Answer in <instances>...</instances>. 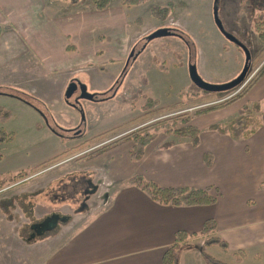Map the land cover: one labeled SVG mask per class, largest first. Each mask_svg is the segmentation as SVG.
Here are the masks:
<instances>
[{"label": "crops", "instance_id": "obj_1", "mask_svg": "<svg viewBox=\"0 0 264 264\" xmlns=\"http://www.w3.org/2000/svg\"><path fill=\"white\" fill-rule=\"evenodd\" d=\"M156 2L158 5L172 3L173 12L167 24L158 26L140 39L135 37L133 23L136 25V22L132 7L127 8L114 0L104 10L94 9L91 3L83 4V0L77 3L72 0H0V25L10 27L0 36V109L9 107L12 113L9 119L19 118L34 123L37 136L61 148L56 153H50V150L39 149L40 145L31 162L16 166L6 164L8 155L2 154L0 178L33 169L65 151L59 131L63 129L60 127V116L67 117L69 125L74 120L79 124L80 112L67 101L65 92L68 85L78 80L81 74L86 75L92 91H107L117 84V79L112 77L117 72L112 75V69H107L108 64L117 62L116 67L120 68L118 84L121 88H127L132 79L130 66L125 63L137 43L148 40L152 33L162 28L195 37L187 29L198 21L192 24V13L176 8L178 2L189 0ZM214 6L215 0L210 10L206 9V13L210 12L212 26L216 24ZM217 6L225 28L232 26L233 17L234 22L240 20L242 27L249 32L250 23L241 3L225 10L219 1ZM163 40L166 43L150 40L147 47L155 50L138 52L136 58L132 59V65L150 61L148 66L154 64L153 71L158 75L160 61H155V54L162 53L165 59L173 60L176 81L179 76L188 75L190 78L186 48L180 54L185 59L180 61L174 58L178 57L177 53L162 51L165 46H170L169 43H184V40L175 34L165 36ZM151 77L145 80L144 88L153 83L154 77ZM157 84H160L159 81ZM3 89L13 94L4 93ZM17 92L31 94L34 102L22 98ZM116 97L100 98L96 102L101 108L100 115H103L102 110L111 108ZM239 100L220 112L208 111L190 118V126L200 131L196 144L189 138L162 133L145 147L140 161L131 159L133 144L125 141L97 157L73 164V172L85 174V181L93 184V190L86 192L87 198L98 196L105 199H100V206L89 212L82 226L75 228L72 222L71 227L62 228L58 236L49 239L57 243L42 264H165L166 253L176 244L179 232L188 237L181 244L183 248L192 242H197L200 247L204 243L202 240L211 235L216 240L207 250L217 248L216 255L224 256L232 261L231 264L261 263L264 258V74L241 98L247 107L245 115L260 118L259 128L248 134L241 130L221 133L213 129L219 126L218 123H226L240 116ZM175 101L158 103V108L174 104ZM254 103L260 105L259 113L253 112ZM39 106L46 111H40ZM106 118L111 121V117ZM9 119L4 124L0 123V128L6 133H10ZM91 120L95 125L96 117L91 115ZM127 121L98 130L95 134L79 136L72 146ZM100 124H105V118ZM14 135L17 136V133ZM8 146L4 144L0 148ZM135 175L165 187L210 189L217 202L192 207L162 205L128 184ZM208 221H214L215 230L202 235ZM183 248L177 264H191L187 257L181 260ZM199 257L200 261L196 264H207L201 252Z\"/></svg>", "mask_w": 264, "mask_h": 264}, {"label": "rangeland", "instance_id": "obj_2", "mask_svg": "<svg viewBox=\"0 0 264 264\" xmlns=\"http://www.w3.org/2000/svg\"><path fill=\"white\" fill-rule=\"evenodd\" d=\"M92 1L93 0H83V4L86 2L92 4ZM114 1L121 2L122 0ZM219 2L223 4L224 10L225 8L229 9V7H236L238 6V3L243 5L242 7H244V11L250 23V26L248 27L249 32L247 33L248 29L242 27L243 25L240 20L234 22L233 17H231L232 26L229 29L224 27V29H227V32L230 31L229 33L238 39V41L249 51L248 53L251 57L249 62L247 61V54L241 46L226 39L216 24L215 26L213 25L214 27L212 26L213 22L210 18V12L206 13V9L210 10L213 0H189V2H178L176 8L178 7L180 10L187 9L188 13H192V18L194 20L192 24L196 23V21L199 23L195 24V26L189 25L190 28L187 29L195 37L185 38L187 42L185 41L184 43H169L170 46H165L164 49L161 46L159 47L160 49H163V52L170 53L172 51L177 53L178 57L175 56L174 58L178 61L185 59L184 56L181 57L180 54H183V51L186 48L189 67L196 66L203 80L212 85H221L232 81L242 73L248 62L249 71L246 77L247 80L244 82L245 84L242 83L243 85L241 84L229 94L234 92L241 93L264 69V41L260 39L258 31L255 28L257 22L259 23L258 26L261 23H264V0H219ZM167 4L168 3L158 5L156 0H149L141 6L132 7L133 10H131V12L134 14L135 18L133 19H135L136 22V25L133 23L135 37L138 36L141 39L146 34L151 33L158 28V26L167 24L166 22L169 17L166 20H160L153 18L151 15V9L153 7H165ZM217 5L218 2H215L214 8H217ZM220 14L219 11L218 17L221 20ZM231 15H234V13L231 12ZM209 22L211 26L208 24ZM137 26H139V28ZM260 28L264 30V24H262ZM174 32L179 34L177 31ZM163 39H165V37L157 38L155 40L162 41L161 43L164 44L166 43V40ZM192 39L194 40L192 41ZM149 43L150 41L147 39L137 43L134 46L136 53L144 50H155L152 47H147ZM155 55L157 56L155 61H160L159 74L157 75L158 72L156 73L153 71L155 68L154 64H151L152 69L148 66L150 61L145 63L141 62L136 66L131 64L129 67V73L132 81L130 80V85L127 88H121L120 84H118L120 80V68L116 67L117 62H111L108 64L107 69H112V75L117 72L112 76L114 80L117 79V84L112 85V89L110 90L92 91L85 74H81V79L78 78V80L71 82L78 85V91L69 98L68 101L71 104H74L80 111V116H78L80 122L77 124L76 120H74L71 125H69L70 122L67 123L68 118L61 115L60 127L63 129H60L59 131L63 137L61 143L65 144L64 148L67 150L73 149L74 151L52 165L39 167L56 156L33 168H37L36 171H33V169H27V177H31L32 179L28 181L21 179L19 181L21 183L20 185L17 184L7 188L6 186L5 188H0V264H42L45 257L52 252V249L55 248L57 243V241L52 242V240L49 239L58 236L62 228L65 229L68 225L71 227L72 222L75 228L82 226L81 224H83L85 218L88 217L89 212H92L95 208L100 206V199H105L102 197L99 198L98 196L90 197V199L87 198L86 192L93 190V184L91 181H85L87 177L85 174L78 171L73 172L72 165L81 160L92 159L85 157L96 154L104 148H111L121 144V140H115V137L126 131L87 143L88 140L93 138L92 137L76 146H72L74 139L79 138L76 137V133L82 131V137H84L87 134H95L98 130H103L109 126H115L118 123L125 122V120H139L140 118L137 117L148 113L149 110L154 109L158 103L168 104L169 102L172 103L173 99H176V103L174 102V104L168 105L176 107L175 105L178 104L175 109L163 111L162 108L167 106H161L159 108L155 107V112H153L154 115H149L148 117L143 118V120L140 119L141 121H138L133 126L129 127L134 128V126L141 124L138 127L151 128L150 131L152 132L158 131L156 136L162 133L173 134L167 133L163 127H161L160 130H156L155 125L157 123L163 124L165 121H172L171 119H174V126L176 128H182L186 121L189 123L192 116L214 110L220 112L224 107L232 104L224 105V103H222L214 105L215 102L220 101L226 95L209 94L208 92L203 91L192 82L188 75L187 77L179 76L177 77L178 81H176L174 76L175 71L172 68L173 60L165 59L162 57V53ZM242 60L245 61L241 63ZM240 68L241 70L239 71ZM149 76L154 77L153 85L149 84V87L146 89L143 87V84ZM158 81L160 84H157ZM83 88L88 89L86 91L88 94H97L102 98L115 95H117V97L113 99L111 108L102 110L103 115H100V106L98 107L97 103L83 97ZM159 90L161 91L159 92ZM2 92L13 94L12 92L10 93L8 89H3ZM17 94L28 101L34 102L33 97L29 93L17 92ZM239 101L240 112H245L244 109L247 107L244 106V100H241L240 98ZM240 103H242V105H240ZM38 109L42 112L46 111V109L41 106H39ZM1 111L8 113L11 112L9 107H4ZM10 114L12 117V113ZM91 115L95 116L97 119L95 125L93 124V120H91ZM106 117H111V121ZM104 118L105 124L101 125L100 122ZM9 120V134H12L13 139L8 143H5L9 145L7 148H0L1 155H8L7 160L5 161L6 164L16 166L27 162L29 163L35 158L36 152L41 148L50 150V153H56L59 149L56 148V145L52 142L37 136L34 123H30V121L24 119L20 120L19 118H12ZM45 121L46 120H44V122ZM228 122L229 120H227L226 123L221 122L217 125L223 127ZM153 125L155 126L154 128H152ZM0 126L2 125L0 124ZM188 126H190V124H188ZM12 132H14V134L16 132L17 136ZM127 132H129V130ZM175 137L180 138L177 135H175ZM85 142L86 144L77 149L79 145ZM39 146L40 148L37 149ZM66 149L65 151H67ZM59 150H61V148ZM68 164H70V166ZM66 165H68L69 168H67L68 166ZM12 176L13 174L10 173V175H4L2 179L6 178L7 180H10ZM26 183H28V185L24 186ZM18 195L22 196L18 197ZM38 221L42 222L40 223ZM31 224H35L31 227V230L38 235L47 229L53 230L55 226H57L56 231H58V234L46 238L44 241H38L36 240V238H38L37 236L35 238L29 236V227ZM213 240H216V238H213L210 235L202 240L204 243L202 245L200 244V247L197 242L188 243V245L186 244L182 251L181 260L187 257L191 264H196L200 261L199 252H201L202 257L204 258L214 257L215 261L231 264L232 261L224 258V256L219 257L216 255L215 251H217V248H214L211 251L207 250V248H211V246L209 247L206 245V241ZM32 241L33 243H31ZM210 260L211 259H208V261ZM253 264H264V258L261 260V263Z\"/></svg>", "mask_w": 264, "mask_h": 264}, {"label": "trees", "instance_id": "obj_3", "mask_svg": "<svg viewBox=\"0 0 264 264\" xmlns=\"http://www.w3.org/2000/svg\"><path fill=\"white\" fill-rule=\"evenodd\" d=\"M72 1L77 3L80 0H72ZM147 1H149V0H122L121 4L123 6L129 8V7L141 6L145 3H147ZM112 2H113V0H93L92 4H93L94 9L104 10V9L108 8ZM172 8H173V4L170 2H168V4L165 7H153L151 9V15L155 19L166 20L169 17L170 13L172 12ZM258 24L259 23L257 22V24L255 25V28L258 31V35H259L260 39L262 41H264V30H262L260 28V26H262V24H264V23H261L259 26H258ZM8 29H10L9 26H1L0 25V36L2 35V33L5 30H8ZM177 36L182 38L184 40V42L186 41L185 38H187V37L184 33H179V34H177ZM263 74H264V69L243 92L239 93L238 95H236L233 98L226 101L224 103V105L231 104V103L237 101L238 99L242 98L243 95H245V93L258 82V80L263 76ZM244 79H245V77H244ZM240 84L237 86H234L233 88L225 90V91L212 92V94L227 95L230 92L234 91L236 88H238L240 86ZM206 92H208V91H206ZM209 94H211V93H209ZM191 103H192V101H191ZM175 106L177 107L178 104H176ZM176 107L167 106L165 108H162V110L163 111H170L172 109H175ZM210 110H212V109H210ZM244 110H245V112L247 111L246 109H244ZM245 112L243 111L239 117L229 121V123H227L225 126L213 127V129H216L221 133L236 132V131L241 130V131H244V133L248 134V133H252V132L256 131L259 128V126L261 125L260 118L258 116L245 115L246 114ZM253 112L259 113L260 112V105L254 103L253 104ZM9 116H10V113L3 112L0 109V123L1 124L6 123L7 120L9 119ZM146 117L147 116H144V118H146ZM140 119L143 120V118H140ZM140 119L139 120H132L126 124H123L119 127L114 128V129H112L106 133H102L98 136H95L92 139L88 140L87 143L94 142V141L99 140L103 137L111 136V135L117 134L119 132L125 131L129 127H131L135 123H137L138 121H141ZM171 120L172 121H170V120L165 121V123H163V124L157 123L155 125L156 127L153 125L152 128L155 127L156 130H160V128L163 127L167 133H173L180 138L187 137V138L191 139L193 144L198 143L199 132H200L199 129L192 127V126H188V124H189L188 121L185 122V124L182 128H176L174 126L175 120L174 119H171ZM167 122H168V124H167ZM245 122H247L248 125L245 126ZM169 123H171V124H169ZM150 130H151V128H148V127L139 129L135 132L130 133L129 135H127L124 139H122L120 141L121 143L124 141H131L133 143V146H132L131 151H130V157L133 161L137 162V161H140L142 159V157L144 155L145 147L148 145V143H150L156 137V134L158 131L152 132ZM12 139H13L12 134L6 133V131L3 128H0V145H4L5 143H8ZM84 144H86V142L79 145L77 147V149L81 148ZM109 149H110V147L104 148L101 151L97 152L96 154L86 156L85 158H88V159L93 158L97 155L103 154L104 152H106ZM73 151H74L73 149L67 150L64 153H62V154L56 156L55 158L49 160L48 162L43 163L39 167H41V166L46 167L48 165H52V164L58 162L59 160L63 159L67 155L71 154V152H73ZM2 158H3V156L0 154V160ZM36 170H37V168L33 169V171H36ZM26 171L27 170L20 171V172L14 174L10 180H7L6 178H4V179L0 178V188H5V186L12 185L13 183H15V184L19 183V181L21 179H24L27 177L28 173H26ZM128 184L130 186H133V187H136V188L142 190L150 199H152L155 202L162 204V205H172V206H177V207H182V206L192 207V206L214 205L217 202V197L211 193L210 189H198L195 187H165V186H161L157 183L147 181L140 175L133 176L128 181ZM38 222H40V221H38ZM34 225L31 224L29 227V229H30V235L29 236H33V238H35L37 236L38 238H36V240H38V241L44 240L46 238H50L51 236L58 234V231H56L57 226H55V228L53 230L47 229L44 232H42L40 235H38L34 231L31 230V227ZM214 230H215L214 221H208L204 226V230L202 232V235H207V234L213 233ZM187 238L188 237L183 232H179L177 234L176 244L174 246H172L168 250V252L166 253V256L164 259L165 264H177L179 252L183 248L181 246V244L184 241L186 242ZM31 243H33V241ZM214 243H215V240L206 241L205 244L208 246H211ZM205 259L207 260V264H225V263H222L219 261H215V260L211 259L210 257H205ZM208 259H211V260L208 261Z\"/></svg>", "mask_w": 264, "mask_h": 264}, {"label": "water", "instance_id": "obj_4", "mask_svg": "<svg viewBox=\"0 0 264 264\" xmlns=\"http://www.w3.org/2000/svg\"><path fill=\"white\" fill-rule=\"evenodd\" d=\"M215 1L218 2L219 0H215ZM214 18H215V23H216L217 27L222 32V34L226 37V39H228L229 41H231V42H233L239 46H241L244 49V51L247 54V61L249 62V60L251 59L250 54L248 53L249 51L238 41V39H236L232 34H230L229 32H227L224 29L222 21L218 17V9L216 7L214 9ZM173 34L174 33L172 31H170V29L162 28V29H158L157 31L152 33L148 37V40L150 41V40L165 37V36H172ZM248 62H247L246 67L242 71V73L239 75V77H237L236 79H234L228 83L221 84V85H212V84H209L208 82L204 81L202 79V77L200 76L196 66H190L189 67V76H190V79L192 80V82L198 88H200L204 91H209V92L225 91V90H228L230 88H233L234 86L239 85L243 81L245 75L248 72V68H249ZM77 91H78V85L76 83H70L66 89V92H65L66 99L71 98L75 93H77ZM82 91H83V97L85 99H88V100L93 99V95L88 94L86 92V88H83Z\"/></svg>", "mask_w": 264, "mask_h": 264}, {"label": "flooded vegetation", "instance_id": "obj_5", "mask_svg": "<svg viewBox=\"0 0 264 264\" xmlns=\"http://www.w3.org/2000/svg\"><path fill=\"white\" fill-rule=\"evenodd\" d=\"M141 52V51H140ZM137 53H136V50L134 49V47L132 48V50H131V52H130V54H129V58L126 60V63H125V65H127L128 67L132 64V61L134 60V58H136V55ZM130 56H131V58H130ZM133 59V60H132ZM248 66H249V64H248ZM127 67V68H128ZM248 71H249V68H248ZM248 73V72H247ZM88 89H86V91H87ZM210 93V92H209ZM100 98H102V97H99L97 94H93V99L92 100H90V101H92V102H98V101H100ZM73 105V104H72ZM75 106V105H74ZM76 107V106H75ZM156 108H158V105H156L155 106ZM155 107H154V109H155ZM77 108V107H76ZM154 109H152V110H149V112L148 113H146V114H144V115H141L140 117H137V118H144V116L146 115L147 117L149 116V115H154V113L153 112H155V110ZM79 111V110H78ZM80 112V111H79ZM143 114V113H142ZM133 119H130L129 121H127L126 123H128V122H130V121H132ZM125 123V124H126ZM141 125V124H140ZM140 125H137V126H134V128L132 129V128H128L127 130H125L126 132L125 133H123V134H121V135H118V136H116L115 138H117V139H119V140H122V139H124L127 135H129L130 133H132V132H135V131H137V130H139V129H142V127H138V126H140ZM135 127H137V128H135ZM129 130V132H127ZM79 136H83V133H82V131L81 132H78V133H76V137H79ZM19 185L20 183H13L12 185H8V186H14V185Z\"/></svg>", "mask_w": 264, "mask_h": 264}, {"label": "built area", "instance_id": "obj_6", "mask_svg": "<svg viewBox=\"0 0 264 264\" xmlns=\"http://www.w3.org/2000/svg\"><path fill=\"white\" fill-rule=\"evenodd\" d=\"M246 80H247V79H246ZM244 84H245V83H244ZM242 85H243V84H242ZM238 94H239V93H236V92L231 93V94L225 96L224 98H222L220 101L215 102L214 105L225 103L226 101H228L229 99L233 98L234 96H236V95H238ZM117 138H118V137H117ZM117 138H115V140H116Z\"/></svg>", "mask_w": 264, "mask_h": 264}]
</instances>
